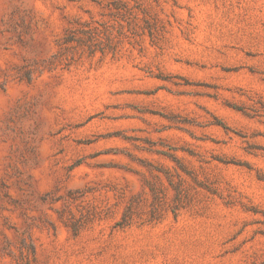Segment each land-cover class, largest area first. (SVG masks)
I'll return each mask as SVG.
<instances>
[{"label":"rangeland","instance_id":"374dc122","mask_svg":"<svg viewBox=\"0 0 264 264\" xmlns=\"http://www.w3.org/2000/svg\"><path fill=\"white\" fill-rule=\"evenodd\" d=\"M0 264H264V0H0Z\"/></svg>","mask_w":264,"mask_h":264},{"label":"trees","instance_id":"16d2710c","mask_svg":"<svg viewBox=\"0 0 264 264\" xmlns=\"http://www.w3.org/2000/svg\"><path fill=\"white\" fill-rule=\"evenodd\" d=\"M179 193L180 192H178V195H179ZM129 216H130V213L126 211V213L124 214L122 222H120V224H122V226L129 225V223H130V217Z\"/></svg>","mask_w":264,"mask_h":264}]
</instances>
